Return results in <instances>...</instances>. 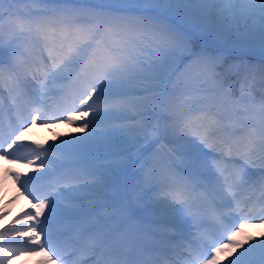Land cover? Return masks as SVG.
<instances>
[{"label": "snow or ice", "instance_id": "6c2138e0", "mask_svg": "<svg viewBox=\"0 0 264 264\" xmlns=\"http://www.w3.org/2000/svg\"><path fill=\"white\" fill-rule=\"evenodd\" d=\"M5 2L9 0H0V6ZM108 11L127 15L98 14L97 23L85 26L79 23L80 18L73 11L63 10L56 17L37 21L32 31L42 42L38 54L22 56L15 50L10 52V65L22 69L15 79H6L0 67V89L7 93L6 96L0 93V111L7 108L12 129L5 140L0 122V156L5 160L11 157L10 162L15 163L24 160L29 167L40 161L39 167L45 169L39 176L23 180L20 174L13 173L35 203L31 205L33 211L23 213L31 221L25 226L26 232L14 227L0 230V264H5L18 252L35 254L37 250L48 257L45 264H56L57 260L67 261L68 254L63 249L68 246L91 257L92 264H199V261L219 264L217 254L229 245L234 249L243 248V251L228 264H256V258L264 262V239L245 248L243 242L235 240L240 228L227 236L228 245H213L210 254L201 255L202 249L208 247V234L190 231L184 219L185 214L190 216L194 228L204 223V216L194 211L198 199L208 201L211 220L221 226L234 214L243 219L264 216V172L259 174L258 180L249 172V168L257 164L253 159L257 143L264 152V99L261 100L259 133L249 127L237 136L233 122H226L219 110L204 109L189 110L182 118L170 119L165 126L151 129L153 137H171L169 143L172 145L169 149L172 164L166 177L169 201L166 208L172 215H164L154 222L155 259L130 260L127 253L114 249L109 232L92 225L77 234L86 240L82 249L62 239L66 231L50 230L54 217L76 219L90 214L91 205L83 203L89 197L74 193L92 192L97 182L72 184L67 191H42L34 188L33 182L50 175L54 165L79 155L85 146H102L110 136L128 129L98 133L93 121H88L81 125L83 130L91 126L87 137L62 140L45 149L35 141L24 142L28 127L36 124L38 117L40 122L67 120L75 123L89 115L78 107L84 105L94 113V119H127L122 115L127 107L122 98L139 90L134 85H142L144 91H156L159 82L166 81L175 74L180 63L192 58L205 69L196 78L222 88L224 104L233 106L237 117L245 115L249 104L255 100L253 90L257 82L249 79L246 70L240 95L235 97L231 85H225L224 73L218 71L225 65L224 52L197 55L192 44L194 37H200L221 41L225 51L259 48L264 53V0H114ZM238 20L243 22V30ZM20 29L24 31L23 25ZM146 52L155 59L145 57ZM3 57V44L0 43V65L4 63ZM225 73L241 75L242 67L229 65ZM146 81L156 83L149 86ZM260 87L264 89V77ZM52 96L58 97L59 102L53 104L43 99ZM68 104L71 106H62ZM13 114L15 121L11 120ZM134 130L145 131L146 125ZM258 135L259 140L256 139ZM259 163L264 168V154L259 157ZM51 187L55 189V185ZM257 190L261 195L253 200L252 194ZM246 191L249 194H244ZM57 199L64 201L59 207ZM25 235L27 241L14 239ZM5 243H19L20 246L9 250L3 246Z\"/></svg>", "mask_w": 264, "mask_h": 264}, {"label": "rangeland", "instance_id": "374dc122", "mask_svg": "<svg viewBox=\"0 0 264 264\" xmlns=\"http://www.w3.org/2000/svg\"><path fill=\"white\" fill-rule=\"evenodd\" d=\"M54 0H46L45 2H39V0H36L35 2L39 4V6H42L43 9L50 8L51 4L50 2H53ZM69 3H73L76 1H83V2H91L94 1L99 4L103 5H109L113 6L114 0H66ZM75 14H77L79 17H82L83 13L85 14V17L88 16V18L84 21H89L90 24H95L92 22V19L94 17H97L98 14H102L101 9H98L96 11L92 10L89 6H79L74 7L72 10ZM111 16L121 17L116 14H112ZM83 21V20H81ZM237 23L240 25L241 30H243L244 25L243 22L237 21ZM251 23V22H249ZM202 42L203 40H209L212 42H217L219 44L224 45L221 41H217L214 39H203L199 38ZM41 42V41H40ZM42 44V42H41ZM198 44L197 39L193 38V49ZM208 50V51H207ZM203 53H209V54H217L219 52H222L219 48V46L215 45L214 47L207 49ZM253 51L255 53H258L259 55H264V53L261 52L259 48H255ZM226 54V53H224ZM145 57L148 59H155V56L151 53H144ZM259 57V56H257ZM193 59V58H192ZM191 59V60H192ZM191 63V62H190ZM186 63L182 70L180 69L179 72H177L175 81L170 82L169 88H171L170 94H172L173 97L178 98L179 100L183 101V103H193L195 101L193 97V91L196 89L199 91L204 97H207L210 94L215 93V95L219 98H221V101H224V92L223 89L220 87H214L212 83L206 82L204 79H197V75L200 73H203L205 69L203 66L198 62L193 63ZM234 64H240L242 67V73L241 75L234 76L233 74H227L225 73V69L229 65ZM244 70H246L247 75L249 79H255L257 82V87L253 90V95L255 97V100L252 101L249 104V110L248 112L238 117V121H240L242 124H245L246 122H252V124L255 123V121H261V101L258 100V95H261V99H264V89L260 87V81L261 78L264 77V60L263 59H257L253 56H247V57H235L230 56L226 58L225 65L223 68L219 69L221 73H224V82L225 85H231L232 87V93L235 95L234 90L236 86H238L237 92L240 90L241 80L244 74ZM168 80V79H167ZM161 81L159 82L160 87L159 88H167L168 81ZM153 83H156L154 81H146L145 84L152 85ZM136 89H139L138 91H134L128 98H125L127 102L126 110L122 113V115L128 117L127 119H120V120H113V122H117L114 124V127L117 129L120 128H126L128 131L119 133L112 137L110 136L108 138V142L102 146H85L82 148L81 152L77 156L66 158L62 163L68 164L71 161L74 160H81L84 163L81 165V169L84 171L85 177H88L89 184H91L93 181H96L97 183L94 185L95 190L92 192H79L74 193V195H81V196H87L89 199H86L83 201L85 204L91 205L90 210H94L99 208L101 205L105 204L110 206L112 203H108L109 196L112 193L114 194L115 185L118 184V182L126 181L127 179L130 180L128 177L124 178L122 180H118L115 175H113L111 172V168L115 165L110 163L111 161L114 162L118 159L120 155L127 152L126 149H131L134 147L137 143L146 142L149 135H151V128L153 120L156 116H158V112L152 116H142L143 114H148L150 111H153L155 109H160L161 106L168 109L167 103H165L164 99H162L163 92H159L154 95H146V94H140V89L143 88L142 85L137 84L134 85ZM240 95V91L238 93V96ZM164 102V103H163ZM88 104H91V101L87 102ZM162 103V104H161ZM80 110L82 111H88L89 115L85 117L83 120H77L75 123H68L67 120H63L62 122H58L55 124L47 123V124H41L37 127H41L42 130H40V133L42 134L41 139H49L50 144H60L62 140H71L75 137H87L89 132L92 130L91 126L88 130H83L81 125L83 123H86L88 121H93V123L96 126V131L99 132H105L103 130L104 124H106L107 118H101V119H94V113L91 112L87 107L84 105L79 106ZM160 113V111H159ZM170 114V113H169ZM253 114V115H251ZM257 114V115H256ZM260 123V122H258ZM146 125L145 131H135L134 129H138L141 126ZM58 126V127H57ZM65 129L66 134H62L59 130ZM45 134H47V138L45 137ZM146 134H149L148 137H146ZM30 136V135H29ZM44 146L46 144L42 143ZM117 146V148H116ZM170 158V154L168 155ZM86 157V158H85ZM141 156H138L136 158V161L140 159ZM85 158V159H84ZM121 159L123 157H120ZM135 160L131 162V165H133ZM51 163V161H49ZM58 163L53 166L54 171L52 174L49 175V177L45 180H42L41 183H35L33 184L34 188L42 189L43 191L47 190L49 187V182H53L56 178H58V174H54L55 170L58 169L60 164ZM89 163L92 165V167H89ZM141 161L137 162L136 165H139ZM160 163V162H159ZM40 161H36L35 164H33L31 167L27 166V163L21 162L17 164H7L4 163L2 159H0V197L1 201L3 203L4 214L10 215L13 213L14 206L18 204L19 202L22 203L23 208L29 207L28 202L26 201V198L28 199L29 196L24 192L23 188L20 187L17 188V184L14 180L13 173H16L17 167H22L25 171L28 172L30 175H37L39 176L41 173L45 172L44 168L39 167ZM33 168V169H32ZM255 167H252L251 170H253ZM155 165L153 164H147L143 167L142 172H139V181L137 183V187L132 190V198L131 203L127 205V210L132 209L135 212L142 213V211L146 210L147 206H152V200H153V188L155 186H151V181L155 179H159L160 181H166V177L168 175V172L166 168L163 166V173L161 176L155 175ZM24 171V172H25ZM87 173H90V176L87 175ZM24 174V173H23ZM159 174V173H158ZM27 177L22 176L21 180L26 179ZM168 182V180H167ZM167 182L165 185H167ZM47 183V185H45ZM117 201V199L115 200ZM165 201V200H164ZM16 202V203H15ZM64 203V201H61L60 199H57V205ZM27 209V208H26ZM124 211V209L120 210ZM129 212V211H128ZM45 214H47V211H45ZM125 216L129 217L125 211ZM169 216H171L170 213H168ZM8 216L2 215L0 217V230H4L5 228H9V226L6 224L3 225L4 218H7ZM11 218V217H9ZM44 217H41V220H43ZM57 217H54L56 219ZM80 217H78L79 219ZM262 224H251V222H248L244 224L245 226L240 228L239 234L235 237L236 242H243L244 247H248L249 244L254 243L256 240L264 239V222H260ZM14 228L22 229L20 226L16 225ZM248 229L252 232L249 233ZM25 232L27 229H23ZM60 231V230H59ZM254 239H248L252 238ZM16 241H27V235L24 237H15ZM248 244V246L246 245ZM19 246H16L18 248ZM13 248H10V250ZM243 251V248H233L232 246H228L227 249L217 254L219 263H224L225 261L228 263L230 260H233L236 258L239 253ZM48 257L44 255L43 253H40L38 250L35 254L31 252H18L15 256H12L9 260L5 262V264H45ZM57 264V263H56Z\"/></svg>", "mask_w": 264, "mask_h": 264}, {"label": "bare ground", "instance_id": "6f19581e", "mask_svg": "<svg viewBox=\"0 0 264 264\" xmlns=\"http://www.w3.org/2000/svg\"><path fill=\"white\" fill-rule=\"evenodd\" d=\"M179 66H180V64H179ZM140 90H143V88H141ZM58 127V126H57ZM42 128H40V129H38V133H37V135H36V137H41L42 138V134L40 133V130H41ZM62 134H66V130L65 129H61V130H59ZM47 136V134H45V137ZM48 137V136H47ZM46 137V138H47ZM49 139H41L40 140V142H44V141H48ZM246 194H249L247 191L245 192ZM254 197H255V193H254V195H253ZM1 203V202H0ZM16 203V202H15ZM29 210V209H28ZM16 211H18L17 212V217L15 218V219H9V217H7V218H4V220H3V225L4 224H6L7 222V224H10L11 222H12V224H15V223H20V224H22L23 226H26L27 224H29V223H31V221L30 220H28L27 219V217H24L23 216V212H24V208H23V205H22V203H18V204H16L15 206H14V212H16ZM45 211H47V209L45 210ZM4 212V210H3V208H1L0 209V215L2 214ZM43 217V216H42ZM14 220V221H13ZM227 222H229V220H227ZM14 244L12 243V244H8V243H5L3 246L6 248V249H10V248H14V246H13ZM69 247H72V246H69ZM82 253V252H81ZM141 261H143L142 259H141Z\"/></svg>", "mask_w": 264, "mask_h": 264}]
</instances>
